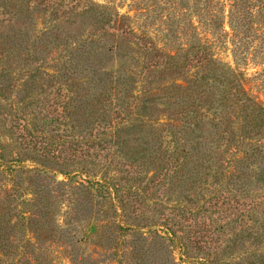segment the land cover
I'll return each instance as SVG.
<instances>
[{
  "label": "trees",
  "instance_id": "16d2710c",
  "mask_svg": "<svg viewBox=\"0 0 264 264\" xmlns=\"http://www.w3.org/2000/svg\"><path fill=\"white\" fill-rule=\"evenodd\" d=\"M0 1V106H35L22 156L0 121V264H264L261 0Z\"/></svg>",
  "mask_w": 264,
  "mask_h": 264
},
{
  "label": "rangeland",
  "instance_id": "374dc122",
  "mask_svg": "<svg viewBox=\"0 0 264 264\" xmlns=\"http://www.w3.org/2000/svg\"><path fill=\"white\" fill-rule=\"evenodd\" d=\"M98 3H104L105 0H92ZM119 0H116V2ZM136 1H143V0H136ZM191 2L190 0H187ZM263 0L255 3L257 7V17H256V35L257 39L254 43L255 52L252 56L251 60H247L246 65V71L247 73H251L255 75L254 78V90L258 94V96L261 99H264V5L262 3ZM1 2V1H0ZM126 9V5L123 6L120 10L124 11ZM79 20L75 17L70 18H63L58 20L57 22H52L50 25V28L53 27L54 30H58L59 32H69L72 33L75 30L81 31L85 26L80 24L78 22ZM19 27L18 21L15 19L12 14H1L0 15V32H9L10 30L17 29ZM42 27L41 25L33 26V30H31V35L34 33H38V29L40 30ZM15 29V30H16ZM6 30V31H4ZM14 31V30H13ZM226 60L231 61V52L228 48L222 51L221 53ZM126 62H124V59L121 57L114 56L111 61L108 63H105L103 66V70L108 71H114L117 70L123 66H125ZM1 59H0V68H1ZM84 78L82 77L79 79V81H83ZM3 105V102H2ZM31 108H35V106H0L1 110V117L0 121L3 125L2 132H4V141L6 143L7 150L11 151V153H16L18 156H22V153L25 150V143L29 142L30 137L28 136V132L26 130H23L21 128H16L14 125H16L17 117H19L18 110H28ZM36 108H45L46 106H37ZM16 110V112H14ZM155 111L159 110L158 107H155ZM46 114V113H45ZM40 117V116H39ZM39 117L37 119H33L31 121V124L34 123L33 126L30 127V130L32 133H36L37 135L42 134H48L49 128L46 124L45 120H39ZM47 120V118H46ZM31 140H34L33 137ZM32 145V143H29ZM30 146H28L29 148ZM26 148V149H28ZM25 164L31 165L33 164L31 161L26 160L24 162ZM59 253L57 256V261L59 260L60 252L58 248L52 247V257L55 258L57 252ZM173 252L178 261H180L182 258L179 253V248L173 245ZM182 264H185L184 261H182Z\"/></svg>",
  "mask_w": 264,
  "mask_h": 264
}]
</instances>
